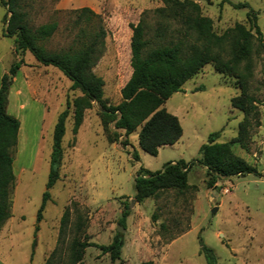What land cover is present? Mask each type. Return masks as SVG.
Here are the masks:
<instances>
[{"label": "rangeland", "instance_id": "374dc122", "mask_svg": "<svg viewBox=\"0 0 264 264\" xmlns=\"http://www.w3.org/2000/svg\"><path fill=\"white\" fill-rule=\"evenodd\" d=\"M193 1L202 15L211 18L212 30L218 35L237 22L250 29L251 51L235 61L227 44L212 47L216 59L223 62H216L223 72L215 69L214 62H207L165 100L163 106L178 117L182 135L174 144L160 146L157 155L140 148L138 130L125 134L110 123L109 133H116V139L109 140L95 102L84 110L74 132L73 100L81 96L80 90L72 89L71 81L56 67L39 64L29 51H14L13 37L2 34L6 9L0 4V78L12 63L22 61L9 85L6 105L21 127L12 151L11 216L0 229L2 264H71L69 246L76 235L78 213L86 223V237L80 235V239L108 244L119 233L123 246L114 261L98 247L87 246L75 264H207L199 253V236L212 248L216 264H264V55L246 18L251 7L264 38V0ZM237 2H247L249 7L236 8ZM163 5V0L20 1L29 26L57 23L55 32L44 41L50 50L78 48L98 25L105 29L104 47L92 70L103 78V97L109 104L121 100L120 88L131 74L130 23L142 18L145 38L151 41L158 40L161 32L160 41L182 38L187 45L195 42L191 31L184 34L176 21L158 17L154 9ZM81 7H89L98 17L79 18ZM235 96L245 111L232 105ZM66 108L58 178L48 189L49 199L37 221L46 190L53 127ZM240 125L246 131L244 146L236 140ZM214 131L219 132L215 142L228 143L257 173L214 176L194 161L187 171L186 189H164L142 201L133 200L139 167L153 171L168 161L195 160ZM124 206L128 214L122 225ZM65 210L67 222L61 229ZM118 225L124 230L118 231Z\"/></svg>", "mask_w": 264, "mask_h": 264}, {"label": "trees", "instance_id": "16d2710c", "mask_svg": "<svg viewBox=\"0 0 264 264\" xmlns=\"http://www.w3.org/2000/svg\"><path fill=\"white\" fill-rule=\"evenodd\" d=\"M21 0H0L5 7L3 16L2 34L13 37L14 51H29L35 60L45 66H53L60 70L71 81L72 89H79L81 96L73 100V130L76 132L82 122L83 112L95 102L99 105V115L103 131L109 140L116 139V133L110 135V123L114 128L123 129L125 134L137 131L140 148L150 155H157L158 149L163 145L174 144L182 135V126L178 117L167 111L163 103L174 92L182 88V84L194 76L207 62H214L215 69L222 71L216 64L221 59L211 52L212 47L223 48L227 44L234 60L245 58L251 51L250 29L237 22L233 27L218 35L212 30L210 17L200 13V7L193 0H163L164 5L154 9L159 18L176 21L184 34L192 32L195 42L187 45L182 38L160 41L163 33L158 32V40L151 41L145 38L144 21L140 18L136 23H130V66L131 74L120 88L121 100L117 104H109L103 97L104 80L92 70L99 58L103 47L105 29L98 25L89 32L81 41L78 48L50 50L44 45L57 29L56 22L42 23L37 27H31L26 20V13L20 9ZM236 8L249 7L247 2H237ZM78 17L90 21L98 17L89 7L78 9ZM250 28L259 38L260 50L264 55V38L259 26L255 22L256 14L251 7L246 12ZM86 36V35H85ZM84 37V36H83ZM21 59L12 63L7 72L0 78V229L11 216L12 187L14 172L12 169V151L17 143V134L20 125L19 119L6 110L9 85L15 76ZM244 91V84H241ZM232 105L241 110H246L244 103L238 96L232 98ZM68 109H63L57 116L52 133V146L49 157V172L46 181V190L42 194V200L36 213V220L42 216V210L49 199L48 189L53 186L58 178V170L62 158V137L65 133V120ZM245 128L240 125L236 140L242 146L245 145ZM219 132L214 131L208 135L207 142L200 148V157L185 161L183 158L166 162L161 169L149 170L139 167L134 177L136 201L156 196L164 189L184 190L188 187L187 171L189 166L197 161L206 166L208 172L214 176H231L256 172V167L240 156L233 153L228 143H217L215 139ZM135 156L136 153H134ZM212 177L208 184L214 183ZM127 206H124L120 223L123 225L127 216ZM68 211L65 210L61 217L60 228L63 229L67 222ZM85 219L80 213L75 222L76 235L70 242V260L75 264L81 259L83 250L87 246H96L102 253H108L112 261L119 259L123 246V237L116 233L108 244H97L85 239ZM37 229V227H36ZM60 229V230H61ZM35 239L32 242V248ZM199 253L203 254L207 264H216L215 254L199 236ZM142 264H153L146 261Z\"/></svg>", "mask_w": 264, "mask_h": 264}, {"label": "crops", "instance_id": "0c3cea01", "mask_svg": "<svg viewBox=\"0 0 264 264\" xmlns=\"http://www.w3.org/2000/svg\"><path fill=\"white\" fill-rule=\"evenodd\" d=\"M5 71H6V70H5ZM5 71H4L3 73H5ZM3 73H2V74H3ZM2 74H1V76H2ZM14 79H15V77H14ZM7 111H8V110H7ZM8 113L12 114V113L9 112V111H8ZM20 127H21V124L19 125L18 134H17V139H18V137H19V135H20ZM0 264H2L1 260H0Z\"/></svg>", "mask_w": 264, "mask_h": 264}, {"label": "water", "instance_id": "95a60500", "mask_svg": "<svg viewBox=\"0 0 264 264\" xmlns=\"http://www.w3.org/2000/svg\"><path fill=\"white\" fill-rule=\"evenodd\" d=\"M133 200H135V199H133ZM215 208H216V207H214L212 211H214ZM117 229H118V231H122V230H124V228H123L121 225H118Z\"/></svg>", "mask_w": 264, "mask_h": 264}]
</instances>
